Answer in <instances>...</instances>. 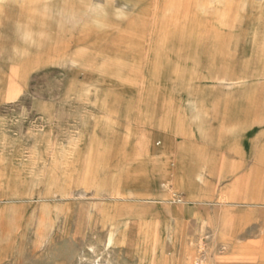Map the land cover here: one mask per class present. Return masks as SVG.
Masks as SVG:
<instances>
[{"label":"rangeland","instance_id":"obj_1","mask_svg":"<svg viewBox=\"0 0 264 264\" xmlns=\"http://www.w3.org/2000/svg\"><path fill=\"white\" fill-rule=\"evenodd\" d=\"M195 98L218 119L203 128L212 147L193 121ZM189 128L191 143L183 139ZM74 143L81 149L71 164ZM109 143L116 151L98 164V179L129 174L147 193L164 176L159 154L176 143L210 148L218 165L248 158L235 177L207 175L208 206L185 204L187 192L176 189L178 221L154 196L134 202L156 211L150 250L139 235L143 218L115 210L129 235L113 247L94 218L108 199L73 189L86 153L98 163ZM260 151L264 0H0V264H264ZM195 163L187 160L180 178L196 173ZM236 184L249 200L225 205L233 238L218 239L208 216Z\"/></svg>","mask_w":264,"mask_h":264},{"label":"crops","instance_id":"obj_2","mask_svg":"<svg viewBox=\"0 0 264 264\" xmlns=\"http://www.w3.org/2000/svg\"><path fill=\"white\" fill-rule=\"evenodd\" d=\"M230 82L232 85L241 84L242 80L240 79H224L222 82ZM205 100L202 98H195L191 101V107L193 111V121L198 123L197 131L200 133V138L202 141L207 144V146L212 147L214 146V136L207 131L206 135L203 134L205 130H203L204 125L208 120H218L217 117L212 116L211 111L207 110L205 107ZM195 115V116H194ZM154 128H159L158 125H155ZM179 130V129H177ZM176 135L180 136V131H176ZM184 140H188V142H192L197 137L195 136V132L193 129L189 128V131L186 133V135H183ZM100 145V144H99ZM53 147V146H52ZM72 150L67 151V160L70 161L72 164L73 160L78 161L79 155H80V146H75V143L72 144ZM190 147H192L190 145ZM55 148V147H53ZM171 151L167 152H161L159 154L160 158H165L166 162L161 166V170L164 172V176L162 177V180L160 182L154 183V192L153 193H147L146 191L142 190V187L140 186V181L135 178L134 176L129 174H126L125 179H121L119 177H116L115 175L110 176L107 179L100 180L97 177V170L99 168L98 164L104 163L105 159H107L110 155H112L116 151V147L114 143H109L107 146L104 147V151L102 154L97 155L98 163H92L91 160L95 159V154H88L86 153V160L87 163L85 164V167H88L91 173V179L93 182V185L89 189H84V191H90L94 190L96 197L100 198H106L108 199L106 203H104L102 206L104 208H112L114 210H117L120 208H127L131 211V213H134L138 217H142L147 223L150 225H154L152 223L154 215H156V211L153 213H150L148 210H146L144 207L140 205H133L134 202H146L149 201L151 196H154V201L163 202L166 205V215L169 218H173L175 220H179L182 217V212L184 208H178L174 207V203H183L181 200L174 199L173 196L177 195L178 192L176 189H183L187 192V199H185L184 203H200L204 204L206 206L212 204V202H203L204 199H210L213 200L214 197L208 194H202L201 190L203 187L210 188V182L208 181V177H214L219 179V181L227 179L229 177H235L238 169L243 166L246 163L247 156L241 155L239 162L234 163H224V164H216L213 159V150L210 148L206 151H200V150H193L189 147H179L178 143H176L174 146L171 147ZM213 149V148H212ZM120 151V149L118 148ZM256 156L258 158L264 159V151H260L256 153ZM187 160H192L193 162H196L197 165L196 173L189 177H182L181 172L183 169V165ZM259 160V159H258ZM156 170V164L154 165ZM109 168H112V171L119 170L121 172V169H116L114 167L109 166ZM83 168L79 171L81 173ZM129 169H126L125 172H128ZM79 173V176H80ZM180 174V175H179ZM208 175V177H207ZM77 179V180H76ZM78 178L74 176L73 181V189L75 190L77 187H81L78 182ZM182 183V186H181ZM185 183V184H184ZM172 184V185H171ZM156 188H162L163 192L160 193ZM241 185L236 184L235 186H232L228 192L225 194H222L219 199L216 202V206L219 208L216 215L210 214L208 216L209 224L211 225V228L214 232V235L216 238V231L218 229L222 230V233L224 235L223 240H229L227 239L228 234H230V239L233 238L232 232L230 233L229 230L232 228V222L233 218L230 215H226L224 212L225 205H229L230 202H236V201H248L249 196L244 194L240 191ZM214 220H220L221 225H212V222ZM140 221L136 222L138 225ZM219 239V238H218ZM238 255L243 254V252H238ZM236 254V255H237ZM235 256V255H234ZM237 259V257H236ZM264 259V258H263ZM213 262V261H212ZM245 263H249L250 261L243 260ZM252 263H254L252 261ZM212 264V263H211Z\"/></svg>","mask_w":264,"mask_h":264},{"label":"bare ground","instance_id":"obj_3","mask_svg":"<svg viewBox=\"0 0 264 264\" xmlns=\"http://www.w3.org/2000/svg\"><path fill=\"white\" fill-rule=\"evenodd\" d=\"M78 182L79 185L81 187H84L85 189H89L92 187L93 182L91 179V173L89 168H86L85 172L80 173ZM127 215L128 213H126L125 217ZM96 217L101 219L104 227H108V245L114 247L118 243L123 245L125 244L129 235V231L126 225L121 224L122 221L120 218H117L116 211L114 209L104 208L102 205H98L94 215V218ZM154 228H156L155 225H150L144 219H141L139 235L143 238V246L148 250H150L151 246L154 244ZM215 233L219 239L224 238L221 229H218ZM120 239H122L121 243L119 242ZM141 257V259L145 260L147 258V253H142Z\"/></svg>","mask_w":264,"mask_h":264}]
</instances>
